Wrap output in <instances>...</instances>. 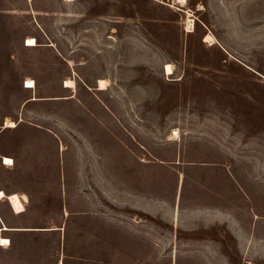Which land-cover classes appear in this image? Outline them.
Returning <instances> with one entry per match:
<instances>
[{
    "label": "rangeland",
    "instance_id": "rangeland-1",
    "mask_svg": "<svg viewBox=\"0 0 264 264\" xmlns=\"http://www.w3.org/2000/svg\"><path fill=\"white\" fill-rule=\"evenodd\" d=\"M0 190V264H264V0H0Z\"/></svg>",
    "mask_w": 264,
    "mask_h": 264
},
{
    "label": "bare ground",
    "instance_id": "bare-ground-1",
    "mask_svg": "<svg viewBox=\"0 0 264 264\" xmlns=\"http://www.w3.org/2000/svg\"><path fill=\"white\" fill-rule=\"evenodd\" d=\"M181 4H184L185 0H178ZM192 20L191 19H188L187 20V27L190 28L191 25H192ZM205 40H212V36L210 34H207L206 35V38ZM28 43H26V45L28 46H34L36 45V40L33 38V37H29L27 39ZM164 71L167 75L171 74L172 73V66L171 64L169 63H166L165 67H164ZM106 85H107V82L106 80L104 79H99L98 80V88L99 89H106ZM65 87H68V88H75V81L74 79H67L65 80ZM26 87L28 88H35V81L33 79H30L28 78L26 80ZM16 125V123L12 120H6L5 122V127H14ZM3 160H4V164L6 165H9V166H12L13 164V160L10 158V157H7V156H3L2 157ZM3 163V162H2ZM5 196V193L3 190H0V200ZM14 207L16 209H18L20 207L19 203L17 202L16 200V197H11L10 198ZM7 227H4V229H6ZM2 243L1 245L3 244H9V239L7 238H4V237H1V240H0ZM60 264H62V262H60Z\"/></svg>",
    "mask_w": 264,
    "mask_h": 264
},
{
    "label": "crops",
    "instance_id": "crops-1",
    "mask_svg": "<svg viewBox=\"0 0 264 264\" xmlns=\"http://www.w3.org/2000/svg\"><path fill=\"white\" fill-rule=\"evenodd\" d=\"M25 46H28V45H26L25 44ZM26 83V82H25ZM64 85H65V83H64ZM24 87H26V85H24ZM65 87V86H64ZM26 88H28V87H26ZM65 88H68V87H65ZM99 89V88H98ZM3 157V156H2ZM2 160H3V158H1ZM2 165H5V166H9V165H6V164H4V162L2 163ZM4 191V190H3ZM5 192V191H4ZM6 193V192H5ZM11 193H16V192H11ZM6 194H9V193H6ZM5 200V199H4ZM1 201V200H0ZM9 206V205H8ZM9 209L11 210V208L9 207ZM12 211V210H11ZM12 213H14L13 211H12ZM23 213V212H22ZM15 214V213H14ZM20 214V213H19ZM4 227H7L6 225H4ZM4 227H2L1 229L2 230H23V229H19V228H6V229H4ZM4 238H6V237H4ZM8 239V238H7ZM1 246H5V245H1ZM60 264V263H59Z\"/></svg>",
    "mask_w": 264,
    "mask_h": 264
},
{
    "label": "water",
    "instance_id": "water-1",
    "mask_svg": "<svg viewBox=\"0 0 264 264\" xmlns=\"http://www.w3.org/2000/svg\"><path fill=\"white\" fill-rule=\"evenodd\" d=\"M1 221V220H0ZM2 223V222H1ZM2 227H4L3 223H2ZM11 229V228H10Z\"/></svg>",
    "mask_w": 264,
    "mask_h": 264
},
{
    "label": "trees",
    "instance_id": "trees-1",
    "mask_svg": "<svg viewBox=\"0 0 264 264\" xmlns=\"http://www.w3.org/2000/svg\"><path fill=\"white\" fill-rule=\"evenodd\" d=\"M1 221H2V218L0 217Z\"/></svg>",
    "mask_w": 264,
    "mask_h": 264
},
{
    "label": "built area",
    "instance_id": "built-area-1",
    "mask_svg": "<svg viewBox=\"0 0 264 264\" xmlns=\"http://www.w3.org/2000/svg\"><path fill=\"white\" fill-rule=\"evenodd\" d=\"M25 85H26V83H25ZM4 162V161H3Z\"/></svg>",
    "mask_w": 264,
    "mask_h": 264
}]
</instances>
